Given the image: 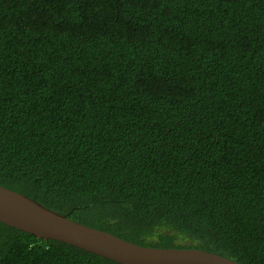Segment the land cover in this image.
<instances>
[{
  "label": "trees",
  "instance_id": "16d2710c",
  "mask_svg": "<svg viewBox=\"0 0 264 264\" xmlns=\"http://www.w3.org/2000/svg\"><path fill=\"white\" fill-rule=\"evenodd\" d=\"M0 186L264 264V0H0ZM0 264L117 263L0 222Z\"/></svg>",
  "mask_w": 264,
  "mask_h": 264
},
{
  "label": "water",
  "instance_id": "95a60500",
  "mask_svg": "<svg viewBox=\"0 0 264 264\" xmlns=\"http://www.w3.org/2000/svg\"><path fill=\"white\" fill-rule=\"evenodd\" d=\"M0 222L37 238L59 241L117 264H240L203 249L141 246L72 221L3 186H0Z\"/></svg>",
  "mask_w": 264,
  "mask_h": 264
}]
</instances>
